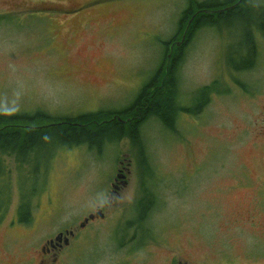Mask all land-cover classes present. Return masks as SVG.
I'll return each instance as SVG.
<instances>
[{
	"label": "rangeland",
	"instance_id": "1",
	"mask_svg": "<svg viewBox=\"0 0 264 264\" xmlns=\"http://www.w3.org/2000/svg\"><path fill=\"white\" fill-rule=\"evenodd\" d=\"M248 3V20L215 18L214 26L181 37L192 20L179 22L185 0H0L7 18L0 20V109L66 118L123 111L158 69L162 43L178 31L168 48L182 45L176 94L189 109L178 113L174 132L154 118L139 130L153 177L146 184L158 200L145 247L132 250L115 235L141 189L140 152L124 136L98 151L60 148L21 173L7 160L0 264H18L24 248L68 228L79 236L78 254L62 264H264V0ZM248 44L251 68L236 71ZM119 161L129 172L115 194ZM34 184L24 230L13 220ZM97 208L103 218L80 232Z\"/></svg>",
	"mask_w": 264,
	"mask_h": 264
},
{
	"label": "trees",
	"instance_id": "2",
	"mask_svg": "<svg viewBox=\"0 0 264 264\" xmlns=\"http://www.w3.org/2000/svg\"><path fill=\"white\" fill-rule=\"evenodd\" d=\"M237 1L206 0L198 2L185 0L187 7L182 11L179 22L185 23L189 18L192 20L188 26L189 31L184 30L181 37H185L186 32L189 35V32L202 27L214 26L215 18L224 21V23L232 19L248 20V0H242L236 5ZM233 4L235 5L233 8L225 10ZM208 9L222 10V12L206 13L205 10ZM5 19L7 18L0 17V20ZM178 34L179 31L176 36L162 43L163 56L158 69L141 87L130 106L123 111H110L109 113L100 111L66 118L62 115L53 117L44 111L30 114L10 113L0 109V224L6 215L10 197V172L6 163L8 159L13 160L17 172L21 173L29 165L30 160L32 163L40 162L42 164L51 159L53 156L51 154L60 148L84 145L87 146V150L98 151L106 141L117 142L124 136L134 143L136 154L140 152L139 162L142 168L141 189L132 210H137L139 214L143 215L157 206V194L153 192V188L150 189L146 184L147 182L149 185L153 177L146 165L145 155L141 153V146L138 144L140 141L139 130L142 124L150 118H154L165 131L174 132L178 113L189 112V109L178 104L176 94L178 91L177 72L183 56L182 45L174 47L171 53L168 48L173 44V40ZM188 35H186V39ZM248 48L252 49L249 44ZM169 53L170 59L168 60ZM117 118L120 121H117ZM37 167L39 168L38 164H33L34 171ZM18 178L21 182L20 185L27 180L20 177L19 174ZM35 184L30 189V191L33 189L31 193L29 191L28 194L24 192L21 195L17 209V222L20 224L29 225L31 222L33 209L30 204V196L33 197L35 194ZM20 188L22 191L21 186ZM120 188L122 186H119ZM112 191H114L113 188ZM140 218L142 220V217ZM138 225L143 228L141 223Z\"/></svg>",
	"mask_w": 264,
	"mask_h": 264
},
{
	"label": "flooded vegetation",
	"instance_id": "3",
	"mask_svg": "<svg viewBox=\"0 0 264 264\" xmlns=\"http://www.w3.org/2000/svg\"><path fill=\"white\" fill-rule=\"evenodd\" d=\"M233 6H234V4L228 6V8H226L225 10L232 8ZM256 17H258V16L253 15L252 18L255 19ZM259 20H264V18L259 17ZM263 24H264V22H263ZM245 53H246L245 58L241 57L239 64L235 62V64L238 65L236 68V71L240 68L241 69L243 68L245 70L249 69L248 67L251 68L252 59H250V58L252 56L253 51H250L248 46H247ZM127 172H128V168L125 165L124 161H119L118 167H117L116 172H115V177L113 178V183L111 184V186L114 183L118 184V183L123 181L122 179L118 178L117 179L118 182H116L115 178L117 175H122V174L125 175L124 173L127 174ZM124 180L126 181V178ZM112 192L117 194V191L116 192L112 191ZM131 211L133 213L131 215V219L123 221V224L119 227V231H118L119 236H118L117 232L115 233V235H116L117 239L122 241V242H120V245L129 243L130 244L129 247H131L132 250H138L142 247V245L145 247L146 244H143L142 242L149 243L148 237L152 231L151 230L152 225L150 222L151 220H149L151 218V215H149V212H146L145 214L141 215V214H139V211H137V210H131ZM140 217H142V220ZM102 218L103 217L95 216L92 220L88 219L87 222H84V219H83L82 222L84 223V225L80 226V224H79V226H78V228L81 229L80 232L83 233L85 231L82 229L85 228V225L88 222L94 221V220H101ZM139 220H141V221H139ZM138 223H141L143 228H140L141 226L138 225ZM13 225L19 226L20 228H22L24 230L26 229L25 225L17 222V216L14 217ZM10 228H13V227H11V224H10ZM129 232H131V233H129ZM58 234H62L63 238L60 241H54L55 237ZM77 237H79L77 234V231H74L73 229H69V228L64 229L63 232H58L54 236L45 239L42 243H39L37 245V247L32 246L30 248H24L22 250V252L15 257V259L25 252L22 255V258L19 260L18 264H62V260L65 258H71V257L76 258L77 257L78 253H73V250L75 249L74 248V246H75L74 245V242H75L74 239H76ZM86 239H89V237L86 236ZM86 244H88V242H86ZM86 249L87 248H85V250ZM32 254H34V255H32ZM9 259H10V257H9Z\"/></svg>",
	"mask_w": 264,
	"mask_h": 264
},
{
	"label": "water",
	"instance_id": "4",
	"mask_svg": "<svg viewBox=\"0 0 264 264\" xmlns=\"http://www.w3.org/2000/svg\"><path fill=\"white\" fill-rule=\"evenodd\" d=\"M206 13H208L207 11H205ZM217 13L219 12V11H216ZM212 13V12H211ZM129 172V171H128ZM127 172V173H128ZM122 179L123 181L122 182H120V183H118V184H113L112 185V188H113V190L116 192L118 189H119V186H122V187H125L126 186V181L124 180L125 179V175H117L116 176V178H115V181L116 182H118V180L117 179ZM95 216H98V217H103V212H102V210L101 209H99V208H97L96 209V211H95V213L93 214V213H90L89 215H88V217H86L85 219H84V222H87L88 221V219L89 220H92ZM84 225V223L82 222V223H80V226H83ZM63 238V235L62 234H58L56 237H55V239H54V241H60L61 239ZM53 242V241H52Z\"/></svg>",
	"mask_w": 264,
	"mask_h": 264
}]
</instances>
